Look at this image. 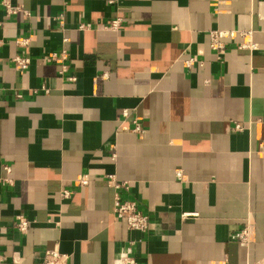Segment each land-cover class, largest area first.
<instances>
[{
    "label": "crops",
    "instance_id": "crops-1",
    "mask_svg": "<svg viewBox=\"0 0 264 264\" xmlns=\"http://www.w3.org/2000/svg\"><path fill=\"white\" fill-rule=\"evenodd\" d=\"M12 1L28 14L0 5V178L11 179L0 182V264H37L51 248L68 264H114L129 239L137 264L263 258L264 0ZM213 29H252L259 48L231 44L217 59ZM63 46L60 75L43 57ZM109 173L129 181L146 232L115 217ZM245 226L247 247L232 238Z\"/></svg>",
    "mask_w": 264,
    "mask_h": 264
},
{
    "label": "built area",
    "instance_id": "built-area-1",
    "mask_svg": "<svg viewBox=\"0 0 264 264\" xmlns=\"http://www.w3.org/2000/svg\"><path fill=\"white\" fill-rule=\"evenodd\" d=\"M0 5L3 8L7 16H12L18 13H23L27 15V11L22 7L21 4H16L12 0H0ZM122 20L120 18H115L109 21L107 25L104 26L105 29L117 30L121 27ZM89 25L87 23H79L78 29L85 30L88 29ZM209 36V47L215 53L217 59H221L223 54L226 52L227 48L231 44H235L238 49H246L249 51H255L259 48L257 42L253 40V30L252 29H213L208 33ZM238 37V40H237ZM65 43L68 39L63 38ZM30 39L19 38L16 43L20 46L28 45ZM44 60L47 62H55L59 66V74H64L67 71L66 61L69 58L68 50L64 46L58 51L51 52L45 55ZM12 63L25 70L30 64V58L28 56L16 54L11 59ZM195 59L189 57L184 59V63L187 67H190L194 63ZM69 81H75L74 76L67 77ZM1 90V87H0ZM16 97H21L20 94H16ZM123 115H127V111H123ZM134 128L133 131L139 132L141 130V125L137 119L133 120ZM242 126L240 124H235L234 129L241 130ZM6 173H10L11 168L8 165L3 167ZM180 170H176V176L180 177ZM76 180L80 185H86L87 179L79 176ZM107 184L114 190L113 197V212L117 219H121L125 222L126 229L128 231L136 232H146L150 227V221L147 214L143 213L138 206V203L127 198L123 193L127 192L130 188V183L127 180H120L115 174L109 173L106 175ZM0 182L11 183L9 177L0 178ZM62 198H68L70 196V191L68 189H63L60 192ZM196 213L193 212H183L181 214L182 218L194 216ZM15 226L20 232H25L30 226V220L24 215L16 216ZM232 238L236 240L241 246L247 247L249 245V228L247 226L243 227L239 231L232 234ZM134 240H127L126 244L118 251L114 264H137L134 257ZM69 255L59 251L56 248L43 249L39 252L37 256V264H68ZM246 264H264V257L253 262H248Z\"/></svg>",
    "mask_w": 264,
    "mask_h": 264
}]
</instances>
